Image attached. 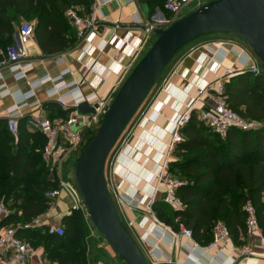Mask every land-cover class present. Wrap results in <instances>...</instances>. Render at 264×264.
Wrapping results in <instances>:
<instances>
[{
	"label": "trees",
	"instance_id": "16d2710c",
	"mask_svg": "<svg viewBox=\"0 0 264 264\" xmlns=\"http://www.w3.org/2000/svg\"><path fill=\"white\" fill-rule=\"evenodd\" d=\"M147 6L150 20L166 11L167 0H137ZM95 0H0V47L6 54L16 33L17 17L37 21L35 38L44 55H58L73 51L78 46L77 32L67 19L68 11L76 10L80 16L92 13ZM80 9V11L78 10ZM264 67L259 74L243 72L225 85L224 97L230 108L242 118L260 124L251 131L231 130L221 138L199 121L197 113L182 129L184 142L176 150L185 154L179 162L169 166V173L178 171L199 174L178 191L184 211H175L165 203L153 206L159 221L180 229V225L193 233L203 246L213 240V228L225 223L230 235L237 230L246 232L245 206L252 203L257 212L259 226L264 232ZM117 94V93H116ZM58 111L51 119H68L69 112ZM28 117L19 120L17 139L9 130L7 119H0V201L9 203L11 215L3 227H18L17 236L43 247L48 259L56 264H90L87 250L89 228L77 210L63 218V236L51 235L48 228H32L35 219L51 209L47 192L57 190L58 181L50 180L43 158L45 138L39 132L29 131ZM100 128V127H99ZM98 129L84 136L77 162L96 136ZM88 139V140H87ZM201 172V173H200ZM184 178V177H183ZM90 226V225H89ZM86 239V241H85Z\"/></svg>",
	"mask_w": 264,
	"mask_h": 264
},
{
	"label": "crops",
	"instance_id": "0c3cea01",
	"mask_svg": "<svg viewBox=\"0 0 264 264\" xmlns=\"http://www.w3.org/2000/svg\"><path fill=\"white\" fill-rule=\"evenodd\" d=\"M95 3L101 8L104 16L100 31L94 39L95 44L103 46L114 35L127 40L133 36L144 37L141 27L135 24L134 16L136 14L142 25L147 24L148 20L137 0H95ZM186 15L183 14L184 17ZM67 19L71 22L74 32H77L70 18L67 17ZM28 21L37 23L32 18L17 17L16 33L11 47L21 48L17 35L19 36L21 25ZM85 47L86 44L79 40L78 46L73 51L58 55H44L34 35L24 47L27 52L24 63H31L33 67L29 70L28 77L21 81H15L13 75L6 69L8 58L2 53L3 50L0 47V72L3 74V80L0 81V95L2 96L0 97V119H7L16 110V101L11 93L28 92L31 90L32 81L45 77H56L67 67L72 68L76 73L75 76H67L66 80L68 82L75 79L80 80L79 71L82 65L77 61V57ZM131 55L133 54L120 55L113 48H108L105 54L100 52L96 54L103 65L108 64L113 56L117 57L124 66L131 63ZM251 63H253L251 51L246 45L236 41L204 39L190 46L172 67L169 78L155 96L152 105L142 112L137 136L118 158L113 172L117 178L116 188L120 198L125 204L129 203V206L124 209V215L129 229L135 230L133 238L140 249L146 250L147 246L153 250V257H149L150 261H171L168 264H264V232L261 227L260 231L255 232L252 237L248 236L247 231L243 232L239 229L231 234L228 241L208 248L194 238L180 236L176 239L173 233L180 231L161 221L160 223L168 228L159 225L153 210L156 203H165L168 186L165 183H159V176L163 174V167L169 153L168 145L175 131V124L184 113L186 106L194 101L199 89L216 83L219 76L226 70L231 69L239 74L249 70ZM102 74L103 79L97 80L96 88L90 86L95 77L92 74L88 75L86 82L82 85V90L85 93L95 90L100 99L111 95L123 76L106 71ZM51 86V83H46L43 88L48 89ZM39 100L42 106L27 109L26 116L34 114L51 119L58 111L56 107L59 106L53 100L47 99L45 95H40ZM34 101H36L35 98L29 102ZM205 106L213 107L214 99L206 98L198 105V108ZM68 166H71L73 175L71 181H73L75 180L73 164L69 163ZM136 200L140 201L139 205L131 207ZM151 205L150 211L148 207ZM74 206L77 205L69 199L68 195L61 196L55 200V206L39 217L37 224L30 225V227L62 226L63 218L70 215ZM97 241L89 247L90 264H123L120 256L119 258L114 257L107 242ZM246 247L252 250L248 257L241 253ZM36 249L37 254L30 259L29 264H56L48 259L43 247ZM7 261L8 255L0 251V264H7Z\"/></svg>",
	"mask_w": 264,
	"mask_h": 264
},
{
	"label": "built area",
	"instance_id": "2783aa9c",
	"mask_svg": "<svg viewBox=\"0 0 264 264\" xmlns=\"http://www.w3.org/2000/svg\"><path fill=\"white\" fill-rule=\"evenodd\" d=\"M190 4V0H167L166 11L169 17L164 13H159L153 17L147 24L142 25L135 14V24L141 27L143 38L133 36L131 39H123L118 35H114L110 41L104 43L103 46L94 43L95 37L100 31V25L104 20L101 8L95 3L93 5L92 13L87 17H81L76 10H69L68 17L77 29V36L86 47L82 49L77 61L82 65L80 80L68 82L67 76L74 75L75 71L67 67L59 73L56 77H45L40 80L31 82V90L22 93H11L16 101V110L13 111L7 118L8 127L12 135L17 139L19 133V120L28 117L27 128L32 132H39L46 141L43 151V158L49 171L50 180L58 181L59 187L57 190L47 192V197L56 200L61 196V191L67 189L75 198H78L76 191V181L65 180L64 176L69 161L76 158L84 143V136L89 131L98 129L103 121L104 116L108 112L116 93L122 86L123 80L133 68L136 59L144 53L150 38L155 34L156 30L162 27H170L175 22L181 19V13L185 6ZM183 18V17H182ZM37 23L35 21H28L21 25L19 31V42L21 48L10 47L6 51L7 66L6 69L13 75L15 81H21L28 77L29 70L32 69L31 63H24L27 58L25 45L34 37ZM108 48H113L115 52L120 55H131V63L127 66L122 65L119 59L111 56L110 62L103 65L96 56L98 52L101 54L107 53ZM3 53V52H2ZM251 59V57H250ZM253 58V63L249 66V70L244 72H251L253 75L259 74L260 70ZM120 74L123 76L116 84L113 92L105 99H100L96 91L85 93L82 90V85L86 82V77L92 74L95 78L90 86L96 88L97 80L103 79V72ZM243 73V72H240ZM239 73V74H240ZM238 75L235 71L228 69L214 84H209L205 88L199 89L194 101L187 105L184 113L175 124V131L172 134L170 143L168 145L169 153L167 155L165 165L163 167V174L159 176V183H165L168 186L165 203L175 211H184V203L178 195V191L185 183L178 177L170 176L168 171L169 162H171V155L177 149V146L184 142L182 136V129L186 127L192 119V116L197 113L199 121L203 122L214 133L221 138H226L229 131L241 130L251 131L260 127V124L254 121H249L242 118L234 112L226 98L224 97L225 85L233 77ZM3 80V74L0 72V81ZM46 83H51L52 86L44 89ZM42 90V91H41ZM41 92V93H40ZM40 95H45L47 99L53 100L64 111L69 112L68 119H48L41 115L31 114L26 116L27 109H34L41 107L39 100ZM0 97H2L0 95ZM36 101L30 103L31 99ZM206 98L214 99L213 107L198 108L201 102ZM87 103L94 108V112L83 114L79 107L81 104ZM204 105V104H202ZM122 205H125L121 199ZM136 205L135 203H133ZM132 204L131 207L134 205ZM153 205V204H152ZM152 205L148 207L151 211ZM138 205H136L137 207ZM77 210L78 207H75ZM72 211V210H71ZM247 214V234L253 236L257 231H260V226L257 218V212L252 203H247L245 206ZM11 215L9 207L4 203H0V251L8 255L7 264H29L30 259L37 254V249L31 243L25 242L18 238L17 229L15 227H3V221ZM156 217V216H154ZM157 223L165 228H168L163 223L155 218ZM180 232L173 233L174 237L178 239L180 236L193 238L191 230L180 225ZM48 233L51 235L63 236L64 229L62 226H49ZM214 240L208 248L216 247L230 239V229L224 223H217L213 228ZM264 246V244H263ZM142 250L145 257L150 264H168L171 261H150L149 257H153V250L148 248ZM242 255L248 257L252 250L246 247L241 251Z\"/></svg>",
	"mask_w": 264,
	"mask_h": 264
},
{
	"label": "water",
	"instance_id": "95a60500",
	"mask_svg": "<svg viewBox=\"0 0 264 264\" xmlns=\"http://www.w3.org/2000/svg\"><path fill=\"white\" fill-rule=\"evenodd\" d=\"M140 8L149 21L148 7L140 5ZM155 34L157 40L124 81L96 136L83 151L75 168L76 187L88 209L90 227L99 231L126 264L150 263L120 221L108 191L105 166L110 153L163 71L191 42L210 34L240 36L264 67V0H213L169 28L156 30ZM79 110L83 114L94 112V108L87 103L81 104ZM113 133L115 137L105 153L100 170L99 190L104 204L97 197L92 182L100 152Z\"/></svg>",
	"mask_w": 264,
	"mask_h": 264
},
{
	"label": "rangeland",
	"instance_id": "374dc122",
	"mask_svg": "<svg viewBox=\"0 0 264 264\" xmlns=\"http://www.w3.org/2000/svg\"><path fill=\"white\" fill-rule=\"evenodd\" d=\"M213 0H190V4L185 6L184 9L182 10V15L181 18L184 17L183 14H188L191 13L192 11L195 12L196 10H198L199 8H201L202 6L206 5L207 3L211 2ZM187 16V15H186ZM169 27L165 26L162 27L160 29H167ZM157 35L153 34L150 38V41L146 47V49L144 50V53L140 56V58L138 59V61H136V63L134 64L133 68L131 69V71L128 73L127 77L132 73V71L134 70V68L137 66V64L140 62L141 58L148 52V50L152 47V45L154 44V42L157 40ZM204 39H226V40H232V41H236L238 43H242L243 45H246L247 48L251 51V54L254 58V60L256 61V65L259 69L262 68V63L257 59V57L254 55V53L252 52L251 48L249 47V45L246 43V41L240 37V36H236V35H231V34H210V35H206L203 36L193 42H191L190 44H188L187 46H185L174 58L173 60L169 63V65L166 67V69L163 71V73L161 74V76L159 77V79L156 81L155 85L153 86V88L151 89L150 93L148 94L146 100L144 101V103L142 104V106L140 107L139 111L137 112V114L135 115V117L130 121V123L128 124L126 130L123 132V134L121 135L120 139L118 140L117 144L115 145V147L113 148L112 152L109 155V158L107 160L106 166H105V179H106V184H107V188L108 191L110 193V196L112 198V201L114 203V206L116 208L117 214L120 218V221L122 222V224L124 225V227L128 230V232L131 234V236L133 237V235H135V230L129 229L128 223L126 221V217L124 215V209H126L129 206V203L122 205V201L121 198L119 196V193L117 191L116 188V181L117 178L114 174V168L117 165V161L118 158L123 154L126 146L137 136V131H138V127H139V123H140V118L142 115V112L148 107H150L153 103V100L156 98L155 96L158 95L159 90H161L164 82L169 78L171 72H172V67L174 66V64L178 61L179 57L193 44L197 43L198 41H202ZM264 70V69H263ZM116 96V95H115ZM205 127H207L205 125ZM88 140V139H87ZM85 141V140H84ZM191 156L192 154H185L182 151L176 150L172 153L171 155V162H169V166L173 163L179 162L180 160L184 159V157L186 156ZM77 155L76 158H72L70 159L69 163L73 164V174L77 165ZM169 166H168V171H169ZM201 173V172H200ZM72 175V171H71V166H68L66 168V173L64 176L65 180H71V178L73 177ZM75 175V174H74ZM170 176L173 177V175H171L169 173ZM199 174H196L192 171H190V175L187 172L184 171H178L175 177H178L180 180H182L184 183H188L191 181V179H193L194 177L198 176ZM184 177V178H183ZM53 191V190H52ZM76 191L78 194V198H75L67 189H64L61 191V196L64 197L66 195H68L69 199L75 203V205L72 207V209H76L75 207H78L77 209V215H79L84 221H86L87 226L89 228V232L88 234L84 235V238L87 239V250L89 253V247L93 246L94 243L99 241H105L103 239V237L101 236V234L99 233V231L97 229H93L89 226L88 223V209L84 204V200L81 197L78 188L76 187ZM48 192H51L50 190ZM47 195V194H46ZM60 196V197H61ZM51 208L53 206H55V200H51ZM2 202V200L0 201V203ZM139 200H136L135 204L139 205ZM8 207L10 206V202L9 203H5ZM134 205V204H133ZM135 205V206H136ZM71 209V210H72ZM38 223V218L35 219V221L33 222V224H37ZM32 224V225H33ZM85 239V241H86ZM106 242V241H105ZM111 247V246H110ZM111 251L114 255L115 258H119L118 254L115 252V250L111 247ZM93 262V261H92ZM90 263V261H89ZM123 264H126L124 261H122Z\"/></svg>",
	"mask_w": 264,
	"mask_h": 264
},
{
	"label": "bare ground",
	"instance_id": "6f19581e",
	"mask_svg": "<svg viewBox=\"0 0 264 264\" xmlns=\"http://www.w3.org/2000/svg\"><path fill=\"white\" fill-rule=\"evenodd\" d=\"M114 137H115V133H113L108 138V140L106 141L105 145L103 146V148H102V150L100 152V156H99V159H98V161L96 163V167H95V171H94V176H93V182H92V185H93V188H94V191H95L97 197L104 204H105V201L103 200V197H102V195L100 193V190H99V185H100V170H101V166H102V162H103L105 153L108 150V148L110 147V145H111Z\"/></svg>",
	"mask_w": 264,
	"mask_h": 264
}]
</instances>
